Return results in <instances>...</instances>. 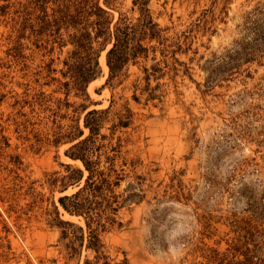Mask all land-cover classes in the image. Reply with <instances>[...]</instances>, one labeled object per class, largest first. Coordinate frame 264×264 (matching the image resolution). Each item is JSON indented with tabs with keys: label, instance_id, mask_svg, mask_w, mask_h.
<instances>
[{
	"label": "rangeland",
	"instance_id": "rangeland-1",
	"mask_svg": "<svg viewBox=\"0 0 264 264\" xmlns=\"http://www.w3.org/2000/svg\"><path fill=\"white\" fill-rule=\"evenodd\" d=\"M110 1L112 26L138 21L134 0ZM56 4L0 0V264L95 257L72 254L60 220L87 226L59 201L79 188L67 165L85 170L65 135L86 136L94 108H109L108 135L132 112L116 131L122 225L101 233L112 264H264V0H150L159 35L106 84L109 43L87 94L73 84L74 28L58 38L42 23Z\"/></svg>",
	"mask_w": 264,
	"mask_h": 264
},
{
	"label": "trees",
	"instance_id": "trees-1",
	"mask_svg": "<svg viewBox=\"0 0 264 264\" xmlns=\"http://www.w3.org/2000/svg\"><path fill=\"white\" fill-rule=\"evenodd\" d=\"M46 2L48 0H43V4ZM104 2L107 6L111 5L110 0ZM55 3L57 4L52 13L47 8L43 9L45 13L42 23L45 29H52L58 38H63V27L74 28L71 39L81 56L79 62L74 64V69L72 68V78L74 87L85 94L89 82L102 72L99 54L109 43L112 46L106 55L110 75L106 84L121 75L131 60H136L148 51V46L143 42L145 39H153L160 33L149 8L150 0H134L140 9L137 22L121 14L113 26V17L109 9L101 5L100 0H55ZM95 41L98 42V47H95ZM65 85L69 86L70 83L66 82ZM128 111L129 116H121L111 127L109 135L101 132L109 108H94L86 113L84 124L89 129L86 136L78 126L65 135L72 143L77 140L67 150V154L82 161L87 175L85 182L81 184L85 170L67 165L71 169L68 180L79 182V188L71 194L60 196L59 201L68 213L82 216L87 229L72 221L60 222L64 224L62 236L70 238L72 254L84 245L96 252L93 259L87 257L83 264H112L106 254L101 233L107 227L122 225L118 221V212L126 199L122 198V192L118 188L126 177L124 165H128L129 161L122 154V135L116 136V131L119 127L130 124L132 112L130 109ZM60 136V139L63 138ZM66 189L65 185L63 191Z\"/></svg>",
	"mask_w": 264,
	"mask_h": 264
},
{
	"label": "bare ground",
	"instance_id": "bare-ground-1",
	"mask_svg": "<svg viewBox=\"0 0 264 264\" xmlns=\"http://www.w3.org/2000/svg\"><path fill=\"white\" fill-rule=\"evenodd\" d=\"M101 63H102V65H103V67L107 70L108 69V64H107V62H106V57L105 56H102V58H101ZM70 160H72V161H77V162H79V164H81L82 166H83V163H82V161L81 160H79V159H73V158H69ZM65 216H66V218H68V219H71V220H79L82 224H84V220L82 219V220H80L79 218V216H75V215H72V214H70V213H68L67 211L65 212Z\"/></svg>",
	"mask_w": 264,
	"mask_h": 264
}]
</instances>
